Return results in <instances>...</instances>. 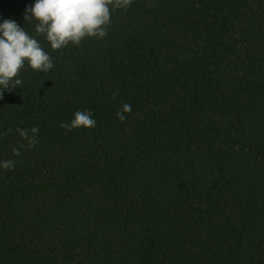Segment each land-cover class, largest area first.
<instances>
[{"label": "trees", "instance_id": "obj_1", "mask_svg": "<svg viewBox=\"0 0 264 264\" xmlns=\"http://www.w3.org/2000/svg\"><path fill=\"white\" fill-rule=\"evenodd\" d=\"M219 2L132 0L102 39L52 50L24 21L35 0H0V22L24 27L54 64H26L2 90L0 120L21 125L0 131V190L42 188L0 198L1 258L264 264V0ZM78 110L95 127H61ZM231 237L235 262L222 256Z\"/></svg>", "mask_w": 264, "mask_h": 264}, {"label": "clouds", "instance_id": "obj_2", "mask_svg": "<svg viewBox=\"0 0 264 264\" xmlns=\"http://www.w3.org/2000/svg\"><path fill=\"white\" fill-rule=\"evenodd\" d=\"M132 0H35L25 10L24 21L35 20V32L50 43L52 50H60L72 43L79 46L85 38L102 39L107 35L113 8H126ZM30 13V15H29ZM28 65L33 71L47 73L54 64L41 43L15 20L0 22V98L3 91H11L22 83L17 77ZM131 112V105L124 103L117 117L123 121L124 113ZM90 111H76L70 123L61 127L71 131L78 127H95ZM18 154V153H17ZM5 169L14 167L7 161Z\"/></svg>", "mask_w": 264, "mask_h": 264}, {"label": "rangeland", "instance_id": "obj_3", "mask_svg": "<svg viewBox=\"0 0 264 264\" xmlns=\"http://www.w3.org/2000/svg\"><path fill=\"white\" fill-rule=\"evenodd\" d=\"M147 1L152 2L154 0H147ZM215 1L219 2L218 0H215ZM223 2L228 3L229 0H225ZM223 2H219V3H223ZM197 53L201 54V56H203V57H209L210 56L209 55V47H205L202 52H200L198 50ZM215 113L221 114V115L223 114L221 109H216ZM19 125H21V124L20 123L17 124V123L4 122L3 120L2 121L0 120V131L10 130L12 128L18 127ZM235 150H236L235 154L242 159V161L244 162V165L247 167H252V164H254V159L251 157L249 149L243 148L240 145H236ZM230 157H232V159H233V154H232V156L230 155ZM258 167L255 166V168H258ZM228 172H232V169H228ZM232 174H233V176L231 177V180H235L237 174L233 173V172H232ZM62 187H66V184H63ZM41 188H42L41 186H27V187L22 188V189L10 188V189H6V190H0V198L10 196V195L14 194L15 192H22V191L23 192H34V191L41 189ZM222 222L224 225H226L225 221H222ZM230 240H231V242L229 244V249L227 252L222 253V256L224 258L230 260L231 262H235L236 258H237V252H236V247H235V238L231 237ZM0 264H22V262L18 261V260L16 261L14 259L8 260L6 258L0 257ZM245 264H251V260H248L247 262H245Z\"/></svg>", "mask_w": 264, "mask_h": 264}]
</instances>
